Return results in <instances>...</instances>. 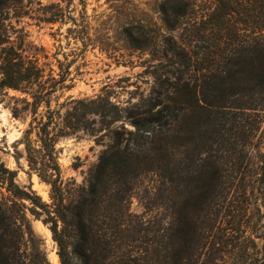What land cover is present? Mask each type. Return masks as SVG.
I'll return each instance as SVG.
<instances>
[{
	"label": "trees",
	"instance_id": "16d2710c",
	"mask_svg": "<svg viewBox=\"0 0 264 264\" xmlns=\"http://www.w3.org/2000/svg\"><path fill=\"white\" fill-rule=\"evenodd\" d=\"M19 1L0 0V87L29 98L19 143L48 201L0 161V264H50L25 211L47 226L58 264H264V0H159V42L126 19L127 46L166 64L125 105L103 93L59 102L70 64L45 72L5 44ZM78 130L109 139L80 184L62 176L55 148ZM147 173L156 185L139 216L130 193Z\"/></svg>",
	"mask_w": 264,
	"mask_h": 264
},
{
	"label": "rangeland",
	"instance_id": "374dc122",
	"mask_svg": "<svg viewBox=\"0 0 264 264\" xmlns=\"http://www.w3.org/2000/svg\"><path fill=\"white\" fill-rule=\"evenodd\" d=\"M158 2L20 0L16 4L18 8L9 10L2 21L5 44L12 46L23 58L37 60L45 72L47 67L56 71L57 60L70 64V87L61 94H54L59 95V102L66 96L93 97L103 93L120 105L131 104L148 91L152 71L163 68L166 60L158 57L159 52L148 48L128 47L120 26L126 19L139 20L148 25L154 39L159 42L168 33L160 20ZM23 98L29 99L18 90L0 87V161L16 171L15 182L20 187L29 186L42 201L47 202L48 186L39 181L35 173L28 171L23 147L19 143L29 120ZM53 106L54 101H51ZM125 126L132 129L128 122ZM96 127H100L98 123ZM261 132L264 133V114ZM103 133L104 130L93 134L78 130L57 140V162L64 178L71 177L76 184L82 182L87 169L95 164L109 141L102 136ZM155 185L154 173L144 174L133 181L129 200L132 213L145 215L142 202L146 196H151ZM25 216L31 230L41 239L46 257L50 250L55 254L47 226L28 211H25ZM257 243L260 248L261 243ZM259 250V255L264 252Z\"/></svg>",
	"mask_w": 264,
	"mask_h": 264
},
{
	"label": "bare ground",
	"instance_id": "6f19581e",
	"mask_svg": "<svg viewBox=\"0 0 264 264\" xmlns=\"http://www.w3.org/2000/svg\"><path fill=\"white\" fill-rule=\"evenodd\" d=\"M48 259L49 261H51L53 264H56L57 263V258H56V255L50 250L48 251Z\"/></svg>",
	"mask_w": 264,
	"mask_h": 264
}]
</instances>
